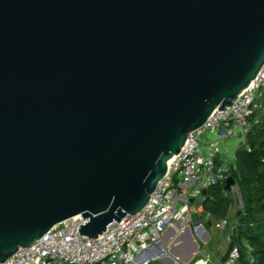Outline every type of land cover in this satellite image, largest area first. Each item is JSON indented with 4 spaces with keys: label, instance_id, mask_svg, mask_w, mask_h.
I'll return each mask as SVG.
<instances>
[{
    "label": "water",
    "instance_id": "1",
    "mask_svg": "<svg viewBox=\"0 0 264 264\" xmlns=\"http://www.w3.org/2000/svg\"><path fill=\"white\" fill-rule=\"evenodd\" d=\"M263 67L264 0H0V264L137 215Z\"/></svg>",
    "mask_w": 264,
    "mask_h": 264
},
{
    "label": "built area",
    "instance_id": "2",
    "mask_svg": "<svg viewBox=\"0 0 264 264\" xmlns=\"http://www.w3.org/2000/svg\"><path fill=\"white\" fill-rule=\"evenodd\" d=\"M263 88L264 67L232 107L214 111L202 127L190 134L180 154L169 163L167 175L137 215L114 221L103 235L90 239L78 232L86 220L75 216L57 224L34 245L20 248L3 264H151L159 260L165 252L157 246L162 236L170 229L189 226L194 215L204 212L203 201L198 202L196 196L204 197L210 185L226 183L232 176L230 166L236 149L246 141L248 117L263 107ZM224 195L227 197L229 190ZM193 223L197 232L205 230L199 222ZM233 223L235 228L238 223ZM246 247L243 254L241 245L234 243L220 264H256L251 246L246 243ZM159 250L162 254H158ZM210 260L203 254L189 264H209Z\"/></svg>",
    "mask_w": 264,
    "mask_h": 264
},
{
    "label": "trees",
    "instance_id": "3",
    "mask_svg": "<svg viewBox=\"0 0 264 264\" xmlns=\"http://www.w3.org/2000/svg\"><path fill=\"white\" fill-rule=\"evenodd\" d=\"M260 100L263 107L248 117L246 141L236 149L234 163L230 166L244 204L233 230V241L241 245L243 254L248 243L257 259L256 264H264V94ZM225 190L224 181L207 188L203 200L206 213L225 216L232 196L229 192L226 197Z\"/></svg>",
    "mask_w": 264,
    "mask_h": 264
},
{
    "label": "rangeland",
    "instance_id": "4",
    "mask_svg": "<svg viewBox=\"0 0 264 264\" xmlns=\"http://www.w3.org/2000/svg\"><path fill=\"white\" fill-rule=\"evenodd\" d=\"M261 93L264 94V88L261 90ZM229 192L232 196L225 216H212L210 218L211 225H208L209 223L207 218L201 219L200 215H194L192 217V221L188 223V228H191L193 234L200 233L195 230V226L193 223L195 221H198L206 229L205 231H202L203 233L199 234V237L196 236L199 246L195 251L193 259L189 263H192L197 258H201L203 254H207L211 257L209 264H220L225 260L228 251L234 244L233 222L237 220L238 215H240V213H242L244 209L242 198H240V196L236 192H233V190ZM196 199L198 202H202L204 197L202 194H198L196 196ZM224 221H227V223L223 224ZM184 229L185 227L182 228V231ZM151 264H157V262L154 261Z\"/></svg>",
    "mask_w": 264,
    "mask_h": 264
},
{
    "label": "crops",
    "instance_id": "5",
    "mask_svg": "<svg viewBox=\"0 0 264 264\" xmlns=\"http://www.w3.org/2000/svg\"><path fill=\"white\" fill-rule=\"evenodd\" d=\"M230 144L236 148L234 141H231ZM229 163H231V161H229ZM233 192L235 191L233 190ZM211 217L212 215L205 211L200 215L201 219H208V225H211ZM182 228L183 226H179L178 228L170 229L162 236V239L157 246L160 249H165V252L162 257L156 261L157 264H187L185 258L191 253L193 240L197 241L196 236L199 237V234L203 233L202 231H205L206 229L202 230L199 234H193L190 227L188 228V226H185L183 231Z\"/></svg>",
    "mask_w": 264,
    "mask_h": 264
},
{
    "label": "bare ground",
    "instance_id": "6",
    "mask_svg": "<svg viewBox=\"0 0 264 264\" xmlns=\"http://www.w3.org/2000/svg\"><path fill=\"white\" fill-rule=\"evenodd\" d=\"M172 160H173V159H171V160L169 161L170 164L172 163Z\"/></svg>",
    "mask_w": 264,
    "mask_h": 264
}]
</instances>
